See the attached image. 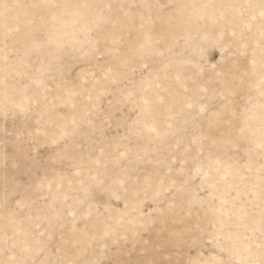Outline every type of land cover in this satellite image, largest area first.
I'll return each instance as SVG.
<instances>
[{
    "label": "rangeland",
    "instance_id": "obj_1",
    "mask_svg": "<svg viewBox=\"0 0 264 264\" xmlns=\"http://www.w3.org/2000/svg\"><path fill=\"white\" fill-rule=\"evenodd\" d=\"M0 264H264V0H0Z\"/></svg>",
    "mask_w": 264,
    "mask_h": 264
}]
</instances>
